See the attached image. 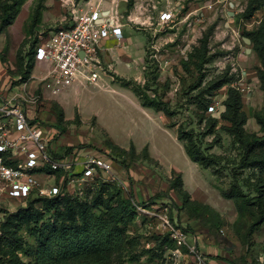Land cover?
<instances>
[{
  "label": "rangeland",
  "instance_id": "obj_1",
  "mask_svg": "<svg viewBox=\"0 0 264 264\" xmlns=\"http://www.w3.org/2000/svg\"><path fill=\"white\" fill-rule=\"evenodd\" d=\"M249 1L183 0L184 7L173 20L161 23L162 0H144L141 6L147 22L138 26V32L145 35L134 37L128 48L120 49L117 43L111 46L116 50L111 58L118 75L170 103L171 118L143 108L132 89L116 82L105 54H101L104 73L100 72L99 85L83 86L61 99L41 94V87L32 91L40 99L35 105L25 103V111L50 132L52 149L106 158L112 163V176L88 174L81 167L75 170L79 182L67 194L72 208L65 200L49 210L51 204L43 200L1 199L0 264H36L34 252L43 225L80 222L83 206L109 218L119 198L133 205L125 204L120 225L124 242L106 254V264H264V226L247 237L256 218L248 211L239 217L234 202L220 193L229 188L233 174L252 178V182L258 174L239 169L243 152L221 129L227 124L220 118L231 87L242 93L249 132L256 124L253 113L264 109L257 76L260 59L254 45L244 41L264 20V5L249 9ZM44 2L0 0V106L19 93L18 62L24 60L26 66L40 36L74 22L66 1L63 14L67 18L62 22L33 24ZM119 50L130 55L131 68ZM226 74L233 77L232 84L215 89ZM36 76L42 77L39 69ZM24 90V96L31 95ZM213 118L219 121L216 127ZM179 128L194 131L206 153L221 156L220 176L189 159L177 139ZM173 170L182 174L192 198L209 205L220 217L184 205L177 191L170 189Z\"/></svg>",
  "mask_w": 264,
  "mask_h": 264
},
{
  "label": "trees",
  "instance_id": "obj_2",
  "mask_svg": "<svg viewBox=\"0 0 264 264\" xmlns=\"http://www.w3.org/2000/svg\"><path fill=\"white\" fill-rule=\"evenodd\" d=\"M129 1V8H132L134 0ZM261 5H264V0L249 1V9L254 8L256 10V7ZM39 14L38 11L34 17L33 24L40 20L41 14ZM13 19L11 17L7 22L9 24L13 23ZM248 36L260 59L261 67L257 69V76L260 82V89L264 94V20ZM38 43L39 40L35 42L31 54L32 58L27 62L26 66L24 60L18 62L20 83H25L31 77L32 70L35 66L34 63H36L35 53ZM116 80L124 87L132 89L143 107L163 114L167 118L174 116L170 103L164 99H160L156 94L153 97L150 96L148 90L146 91L140 84H136L132 80L120 78H116ZM153 81H155V78ZM156 81H158V78H156ZM232 82L233 77H229L226 74L222 76L220 83L215 86V89H220L225 85L232 84ZM209 103H211V100ZM223 106L224 112L220 118L227 125L222 126L221 129L232 139V143L237 145L243 152L239 169L242 171L254 170V173H258L253 182L252 178H239L238 174H233L229 188L220 189L223 198L234 202L239 217L244 211H248L254 219L256 218L249 228L247 237H250L260 231L261 227L264 226V109L258 112L255 111L252 115V118L260 127L259 134L249 132L246 129L248 116L244 110L242 93L238 88L231 87L229 89L228 97L223 102ZM205 109H208L207 105H205ZM212 122L213 127H216L219 123L216 118H213ZM173 127V125L170 126V128ZM177 138L182 143L187 156L192 162L203 169L211 170L214 176H220L219 168H221L223 159L219 155L206 153L202 146L198 144L194 131H185L179 128L177 130ZM52 153L58 158L71 154V152L63 154L54 149ZM176 173L178 172H173L172 179H174L170 181V189L177 191L184 205L190 204L199 209L211 211L220 217L221 214H218L209 205L194 200L192 195L184 188L182 174ZM53 174L56 176L57 182L62 177L66 178L62 193L54 198L34 195L27 201L35 202L37 200H43L51 204L49 209L51 210L52 208L55 209L56 202L65 200L68 203L67 206L72 208L73 204H71L70 198L67 197L69 191L66 189L69 174L52 172ZM249 191L254 192L255 195L250 194ZM133 197L131 194L130 198ZM126 203L130 204V206L133 205L129 199L121 200L119 198L117 207L110 214L109 218L105 216V213L94 214L90 208L83 206L84 210L81 214L80 222L72 220L70 223H66L65 221V223L58 225V222L55 221L52 225H43L40 229L38 246L34 252L36 264H106V254L120 249L124 242V230L120 225L123 223L122 215L127 211Z\"/></svg>",
  "mask_w": 264,
  "mask_h": 264
},
{
  "label": "built area",
  "instance_id": "obj_3",
  "mask_svg": "<svg viewBox=\"0 0 264 264\" xmlns=\"http://www.w3.org/2000/svg\"><path fill=\"white\" fill-rule=\"evenodd\" d=\"M174 15V12L162 13L160 21L170 22ZM110 37L121 39L122 26L97 9L75 16L70 28L41 36L35 62L51 67L42 79L43 84L53 95L78 81L97 85L101 80L100 72L104 73L101 43ZM38 99L40 96L33 93L0 106V200L26 202L34 195L49 198L60 195L66 178L57 182L52 172L69 174L66 189L70 193L71 187L79 182L75 175L79 167L88 174L100 171L112 176V163L106 158L90 153H71L62 158L53 155V137L25 111V103L35 105Z\"/></svg>",
  "mask_w": 264,
  "mask_h": 264
},
{
  "label": "crops",
  "instance_id": "obj_4",
  "mask_svg": "<svg viewBox=\"0 0 264 264\" xmlns=\"http://www.w3.org/2000/svg\"><path fill=\"white\" fill-rule=\"evenodd\" d=\"M66 1H68L67 3H69L68 15L70 17L71 16L75 17V16H77L81 13L87 12L91 9H97V10L103 11L106 14H108L109 16L115 18L116 23H118L122 26L123 37L121 39H116L114 37H110L109 39L104 40L101 43V48L103 50L102 54L103 55L105 54V58H106L107 63L110 64V66L114 67V73L116 75L113 76V79L116 82H118L116 80V78L129 80V79H126L124 77H121L116 72V67L113 65V61L111 58V53H113L115 55L116 50L111 46H115L116 45L115 43H117V44H120V49L128 48L129 47L128 45L130 43H132L134 37L141 38L143 35H145L144 33L138 32L140 29L138 26H144L147 22L146 17L143 16V6H141L144 0H134V4H133L132 8H129V2H130L129 0H45V2L42 4L43 7L41 9L39 26L41 27V26H44L46 24H52L55 21L57 22L60 19H61L60 21L62 22L64 19H66L67 15L65 14V16H64V14H63V12H64L63 5L66 3ZM182 1L183 0H162V3L164 5V9L160 14L167 13V12L176 13L178 11V9L184 7ZM173 4L175 6H172ZM176 6H177V8H176ZM123 18H128L129 20L126 19L125 21H122ZM73 20H74V18H73ZM159 20H160V18H159ZM72 26H73V23L71 26L66 27V28H70ZM57 30L58 29L52 30L48 34L41 35V36L46 37V36L54 33ZM111 39H113L112 41H115V42H112L109 45V47H107V43ZM116 46H118V45H116ZM120 52L125 53L126 57H123V59L125 60L127 67L131 68L132 65H131V61H130V55L127 54L126 51H123V50ZM143 61H144V59H143ZM35 64L36 65L34 66V69L32 70L30 79L28 81H26L25 83H21V86H16V88H19L20 91H19V93H14V95L11 96L10 98H18V97L24 96V94H23V93H25L24 87H26V91H28V92H32L33 90L35 91L36 89L41 87L40 88L42 90L41 94L44 95L46 93H49L50 95H52V97H57V99H61L64 96H68V95L72 94L74 91L78 90L79 88L89 85V84H85L81 81H78L73 86L65 89L62 93H60L58 95H53L47 89L46 85H44L42 82L43 77L47 74L48 70L51 68L50 65H47V64L42 63V62H36ZM38 69L42 73V77H38L36 79V77H37L36 72H38ZM138 77H137V79H138ZM137 79H135V80H137ZM101 80H102V76H101ZM100 81H99V83H100ZM99 83L97 85H99ZM39 84H40V86H39ZM93 86H96V85H93ZM33 92L31 94H33ZM143 108H145V107H143ZM31 119L33 120L34 123H38L39 126H41V127L44 126L40 122V120L34 119V118H31ZM253 121H255V120H253ZM255 123H256V121H255ZM259 130H260V127L256 123L255 128L253 129V132L258 133ZM45 131L49 132L46 129V127H45ZM174 171L175 170H173L172 172H174ZM212 252H214V251H212Z\"/></svg>",
  "mask_w": 264,
  "mask_h": 264
},
{
  "label": "water",
  "instance_id": "obj_5",
  "mask_svg": "<svg viewBox=\"0 0 264 264\" xmlns=\"http://www.w3.org/2000/svg\"><path fill=\"white\" fill-rule=\"evenodd\" d=\"M231 5L234 6V3H231ZM244 41L246 44L252 43L251 39H249V38H244ZM250 52H251V49L247 50V53H250Z\"/></svg>",
  "mask_w": 264,
  "mask_h": 264
}]
</instances>
